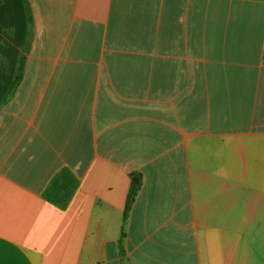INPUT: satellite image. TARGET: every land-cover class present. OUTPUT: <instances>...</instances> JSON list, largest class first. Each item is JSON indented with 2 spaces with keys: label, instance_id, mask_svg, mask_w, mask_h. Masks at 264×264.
Masks as SVG:
<instances>
[{
  "label": "crops",
  "instance_id": "0c3cea01",
  "mask_svg": "<svg viewBox=\"0 0 264 264\" xmlns=\"http://www.w3.org/2000/svg\"><path fill=\"white\" fill-rule=\"evenodd\" d=\"M0 264H264V0H0Z\"/></svg>",
  "mask_w": 264,
  "mask_h": 264
},
{
  "label": "trees",
  "instance_id": "16d2710c",
  "mask_svg": "<svg viewBox=\"0 0 264 264\" xmlns=\"http://www.w3.org/2000/svg\"><path fill=\"white\" fill-rule=\"evenodd\" d=\"M30 46V41L27 46V50ZM24 56L21 58L18 74L16 78L10 85L8 96L13 93L19 82L23 77L24 71ZM79 185L78 178L73 174V172L68 167H62L48 182L47 186L42 192V197L48 201L49 203L53 204L54 206L65 209L75 190ZM137 191V183L132 182L129 188V192L127 195V202L124 210V218H126L128 208L133 201L134 195Z\"/></svg>",
  "mask_w": 264,
  "mask_h": 264
},
{
  "label": "rangeland",
  "instance_id": "374dc122",
  "mask_svg": "<svg viewBox=\"0 0 264 264\" xmlns=\"http://www.w3.org/2000/svg\"><path fill=\"white\" fill-rule=\"evenodd\" d=\"M166 5V4H165ZM162 10L166 12V6L161 5ZM124 7H122V11ZM126 18L128 25V46L142 45L144 48H150V33H151V6L147 4L133 6L127 5ZM166 14V13H165ZM123 16V15H122ZM167 18L162 15L161 11V42H164L163 53L161 56L166 59L169 57L167 48ZM137 28V29H136ZM165 36L163 37V35ZM161 44V48L163 45Z\"/></svg>",
  "mask_w": 264,
  "mask_h": 264
}]
</instances>
